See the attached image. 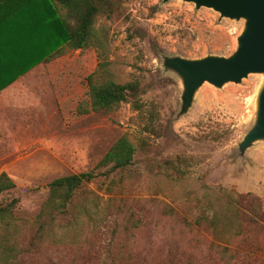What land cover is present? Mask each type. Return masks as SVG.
<instances>
[{
  "label": "rangeland",
  "instance_id": "obj_1",
  "mask_svg": "<svg viewBox=\"0 0 264 264\" xmlns=\"http://www.w3.org/2000/svg\"><path fill=\"white\" fill-rule=\"evenodd\" d=\"M110 1L114 10L94 23L101 47L67 48L34 65L11 91L13 105L0 107V171L15 184L0 200L17 198L16 215L29 221L52 179L96 172L121 135L135 146L115 176L121 187L103 176L87 183L88 217L80 214L70 233L57 227L59 244L42 242L25 264H264V234L240 219L236 203L251 194L264 210V140L242 155L237 146L254 122L263 74L220 87L205 81L181 112L180 78L161 66L162 55L229 56L244 20L183 0ZM99 62L120 83L139 81L151 118L126 102L80 111L89 109L85 78ZM209 207L217 226L198 217ZM248 245L253 259L243 254Z\"/></svg>",
  "mask_w": 264,
  "mask_h": 264
},
{
  "label": "trees",
  "instance_id": "obj_2",
  "mask_svg": "<svg viewBox=\"0 0 264 264\" xmlns=\"http://www.w3.org/2000/svg\"><path fill=\"white\" fill-rule=\"evenodd\" d=\"M113 8L110 0H0V37L12 40L8 49L15 52L8 60H3V65H7L5 67L9 70L5 82L39 61L52 60L67 48L101 47L94 23L98 14L111 13ZM85 79L89 109L79 106L81 112L111 110L126 102L133 110L147 112L152 117V110L143 111L144 105L139 98L141 87L137 79L124 83L116 81L105 62H99ZM2 85L3 82L0 87ZM134 153L133 142L126 135H121L98 160L96 172L70 173L52 179L48 183L46 200L31 221L16 215L17 198L8 202L0 200V264H25V258L42 242L59 244L60 238L55 233L57 227H68L70 233L75 230L71 226L76 224L80 214L88 217L83 203L84 186L103 176L110 179V187L120 188L115 176L125 172L132 163ZM14 186L9 175L0 171V195ZM246 195L250 197L248 203L244 195L237 194V214L242 221L264 234V210L253 205L255 198L251 194ZM118 213L121 210L114 212L115 215ZM198 217L214 226L219 225L217 213L211 207L203 210ZM71 235H76V232ZM245 248L248 251L243 254L253 259L255 254L251 252H255L251 250V245Z\"/></svg>",
  "mask_w": 264,
  "mask_h": 264
},
{
  "label": "water",
  "instance_id": "obj_3",
  "mask_svg": "<svg viewBox=\"0 0 264 264\" xmlns=\"http://www.w3.org/2000/svg\"><path fill=\"white\" fill-rule=\"evenodd\" d=\"M167 1V0H163ZM195 7H208L221 17L243 19L235 50L227 57L207 55L188 59L174 55H162L163 70L173 71L182 84L181 112L191 103L196 88L203 82L220 87L224 82H238L248 73L264 76V0H183ZM255 119L252 126L238 142L239 154L254 141L264 140V81L256 98Z\"/></svg>",
  "mask_w": 264,
  "mask_h": 264
},
{
  "label": "crops",
  "instance_id": "obj_4",
  "mask_svg": "<svg viewBox=\"0 0 264 264\" xmlns=\"http://www.w3.org/2000/svg\"><path fill=\"white\" fill-rule=\"evenodd\" d=\"M2 36V35H1ZM5 37V36H3ZM0 37V71L5 70L2 74H0V84L3 82L2 87H0V107L6 109L9 106L13 105V99L11 97V91H15L17 88L22 87L23 83H24V79L25 77H29L32 67L38 63H41L40 61L36 64H34L33 66H31L29 69H27L26 71H24L23 73H18L17 75H15V77H13V79L9 82H5V77L8 76V68H6L5 66L7 65H3V60H8L12 55L15 54V52L8 49V43L12 42V40H10L9 38H3ZM5 67V69H4ZM23 78V79H22ZM1 111V109H0ZM6 120H3V122H5ZM8 121V119H7ZM7 121L4 124H7Z\"/></svg>",
  "mask_w": 264,
  "mask_h": 264
}]
</instances>
